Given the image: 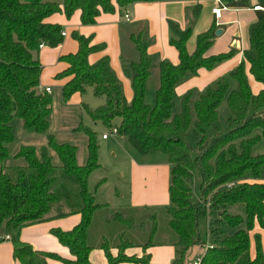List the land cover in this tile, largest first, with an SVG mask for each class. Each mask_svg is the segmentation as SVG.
Here are the masks:
<instances>
[{
    "label": "trees",
    "instance_id": "trees-1",
    "mask_svg": "<svg viewBox=\"0 0 264 264\" xmlns=\"http://www.w3.org/2000/svg\"><path fill=\"white\" fill-rule=\"evenodd\" d=\"M134 1L141 0H0V234L10 237L14 257L21 264H47L48 258L64 264H93L89 260L88 231L95 212L105 207L94 201L88 186L90 175L101 167L99 139L103 133L82 120L76 123L72 131L84 136L86 146L85 162L79 164L77 146L57 140L50 132L54 98L39 88L42 66L37 53L40 44L56 47L64 36L62 25L45 19L54 13L70 18L75 10H80L81 23L93 24L101 13H113L116 5L122 9ZM258 1L264 5V0ZM197 13L198 5L194 15ZM214 31L212 25L199 33L195 49L189 53L186 43L191 29L170 23L169 43L178 52L176 64L147 52L144 28L128 32L125 40L131 52L126 55L123 50L122 63L133 89L130 102L106 57L94 64L87 62L93 46L75 31L72 37L78 49L61 57L68 67L56 78L69 77L60 90L64 103L74 93L84 94L87 88L102 100L94 108L82 105L91 124L109 131L116 128L138 155L166 157L169 203L164 211L167 225L176 235L170 241L176 247L173 264H185L194 246L203 250L200 264H264L258 233L252 235L255 254H250V232L256 224L264 228V182L246 181L264 177V144L260 146L264 141V11L248 27L249 44L237 66L205 89H188L177 97L175 87L184 78L231 57L233 50L205 56ZM246 62L250 74L262 85L256 94L249 86ZM155 71V102L149 105L144 100L145 92ZM223 103L228 117L226 126L220 127L219 110ZM17 119L23 130L45 135L46 143L14 147L12 123ZM191 126L199 133L194 145L189 141ZM8 158L10 164L6 163ZM195 172L200 175L196 200ZM235 208L241 211L235 212ZM138 209L112 210L107 221L135 227L138 219L134 212ZM71 214H80L77 225L67 231L51 230L69 249L71 259L35 250L20 240L24 226ZM152 217L155 220V215ZM156 229L154 221L143 244L123 240L120 235L115 254L103 239L99 248L106 264L148 263V254L129 255L125 251L138 246L144 252L155 242Z\"/></svg>",
    "mask_w": 264,
    "mask_h": 264
},
{
    "label": "crops",
    "instance_id": "crops-1",
    "mask_svg": "<svg viewBox=\"0 0 264 264\" xmlns=\"http://www.w3.org/2000/svg\"><path fill=\"white\" fill-rule=\"evenodd\" d=\"M196 5H198V13L194 15ZM254 5L261 4L258 0H248L246 3L238 0L231 2L225 0H141L128 3L122 9H119L116 5L113 13H101L93 24L81 23L80 10H75L70 18H66L63 13H54L47 17L45 21L62 25L65 35L62 43L58 46L49 47L44 45L38 50L37 57L42 66L39 88L44 90V88L49 87L51 89L49 94L60 92L61 87L69 79V77L57 79L56 76L68 67V64L61 60V57L73 54L78 49V43L72 37V32L75 31L88 38L89 45L93 46V50L87 55V62L94 64L101 58L106 57L109 68L121 84L125 99L130 102L133 97V89L130 78L123 67L122 58L123 50L128 55L131 52V48L127 44L125 36L131 30L144 28L143 39L147 44V52L153 56H157L159 59L176 64L178 62V52L169 43V24L173 23L180 29H191V34L186 43V49L189 53L195 49L196 36L201 32L207 31L212 25H214L215 31L219 30L220 33L215 34L214 31L212 45L206 51L205 56L217 55L233 50L230 58L216 64L211 69H198L195 75L184 78L175 87L177 97H180L188 89L201 91L207 86L212 85L221 76L226 75L243 60V50L249 44L248 27L261 15L260 10L253 9ZM213 9H219L217 16L214 14ZM125 14L128 15V20L125 18ZM245 70L252 93H258L262 85L250 74L247 62L245 63ZM153 75H155V79L157 80L156 71ZM89 90L92 93L91 88H87L86 92ZM82 95L74 93L65 103L61 100L60 96L61 103L66 106L64 109L72 112L70 110L71 106L72 108L76 107L78 122L82 120L80 118V112L83 111ZM153 96H155V86L150 88L147 85L145 103L151 105L153 103ZM54 101L55 99L53 103ZM101 103L102 100L97 98L93 107ZM72 120L74 123L69 136L74 138L75 132L72 129L76 125V119L71 118ZM85 122V124L91 125L92 128L101 132L103 131L101 126L91 124L87 117ZM109 136L113 138L109 140ZM109 136L105 139L101 138V147H99L100 168H102V152L108 155L110 153V156L115 161L114 165L117 171H121L120 176L123 178L125 173L128 175V193L126 194V191L122 190L120 193L118 185H116V188L112 192H105L103 188L109 181L107 178L101 177L98 181L99 184L97 182L94 191H92L94 201L97 204L105 206L103 208L108 210L125 207L140 208L143 206L167 205L169 203V166L166 157L164 158L165 162L140 159V155L131 148L124 136L118 134ZM69 141L71 143L75 142L74 140ZM124 166H126L127 170H124ZM246 181L264 182V177L262 179L249 178ZM126 197L128 201L122 202L121 200ZM234 211L240 212L241 210L235 208ZM80 220V214H71L66 217L50 218L44 222L24 226L20 230V240L30 244L35 250L52 252L62 258L71 259L72 255L69 249L59 242L51 233V230H70ZM254 233H258L261 236L264 250V228L256 224L250 235ZM3 236L4 234L1 233L0 237ZM131 248L125 251L129 255L135 254L141 256L143 253L149 255V261L146 264H173V260L176 257V247L170 241L154 242L144 252L141 247L133 251H130ZM111 250L115 254L116 249L115 251ZM202 254L203 250L199 246H194L189 250L185 264H191L196 256ZM250 254L251 256L255 254L253 240H251ZM89 260L93 264H106L107 262L102 249H91ZM0 264H21L14 257L13 244L10 240H0ZM47 264L64 263L53 258H48ZM118 264L140 263L120 262Z\"/></svg>",
    "mask_w": 264,
    "mask_h": 264
},
{
    "label": "rangeland",
    "instance_id": "rangeland-1",
    "mask_svg": "<svg viewBox=\"0 0 264 264\" xmlns=\"http://www.w3.org/2000/svg\"><path fill=\"white\" fill-rule=\"evenodd\" d=\"M154 74V73H153ZM158 81L155 79V75H152L147 85L151 88L152 86L157 85ZM53 98L55 99L53 105H52V113L50 116V132L55 135L57 140L59 141H69L74 140L73 142L77 146V162L79 164H83L86 159V146H85V139L84 136L81 133H75L73 136L74 138H71L69 135L71 134V128L73 126V120L71 121V118L76 119L75 124L78 122V113H76L77 110L76 107L70 108L72 112H69V110L64 109L66 107L64 104L61 103L60 100V92H54ZM96 97L91 93V91H87L82 95L81 102L83 104H86L90 108H94L93 105L96 102ZM178 101V98L177 100ZM155 102V96H153V103L151 105H154ZM68 108V107H67ZM79 108V106H78ZM75 111V112H74ZM81 118L84 123L86 120L85 114L80 112ZM227 117H228V108L226 106V103H223V105L220 107L219 110V125L220 127H225L227 123ZM74 124V125H75ZM13 132L15 134V142L14 147L21 145V144H44L46 143V136L43 134H37L31 129L23 130L21 127L20 120H14L13 123ZM102 133L108 134L110 131L108 129L102 128ZM101 132V131H100ZM189 141L191 144H195L199 139V133L194 128V126H191L189 128ZM109 140H111V136H109ZM101 137L99 139V145L101 147ZM264 144V141L260 144L262 146ZM264 147V146H263ZM133 153V151H131ZM130 152V153H131ZM137 158V157H136ZM140 159L143 158V160H153V161H164L165 162V156L163 154H155V155H147L142 156L140 155ZM137 160V159H136ZM7 164L11 163V159L8 158L6 160ZM101 163L102 168H99L95 170L89 177L88 180V186L91 191H94L95 184L101 179V177H105L108 179L109 183L103 188L105 192H112L116 185L119 186L120 193L122 191H126V194L128 193V175L125 173L123 178L120 176L121 171H117L116 166L114 165L115 161L114 159L105 152H102L101 154ZM124 170H127L126 166L123 167ZM194 194L193 199L196 200L199 196V186H200V175L198 172H195L194 176ZM122 190V191H121ZM196 191V193H195ZM122 202L128 201V198L121 200ZM126 209L130 208H117L115 210L117 211H124ZM112 210H108L106 208H100L98 209L93 217V221L91 223V226L88 231V243L91 246V249H100L99 243L105 239L113 251H115V244L121 241L120 235H122L123 240H129L134 242L135 244H143L147 241L150 230L152 228V225L154 221L157 223V229L154 234L153 240L155 242H161V241H172L176 238L175 233L168 227L167 225V214L164 211L163 205L158 206H143L138 209L137 212H134L135 217H137L136 224L137 226H131L126 227L124 224L116 223V222H108L107 218ZM152 215H155V220L153 219ZM261 237V236H260ZM251 240H253V236L251 234ZM138 248V246L132 247L130 251H133L134 249ZM253 248H254V241H253Z\"/></svg>",
    "mask_w": 264,
    "mask_h": 264
},
{
    "label": "built area",
    "instance_id": "built-area-1",
    "mask_svg": "<svg viewBox=\"0 0 264 264\" xmlns=\"http://www.w3.org/2000/svg\"><path fill=\"white\" fill-rule=\"evenodd\" d=\"M253 9L260 10V11H264V5H254ZM213 12L217 16L219 14V9H213ZM124 16L128 20V15L125 14ZM61 34L64 36L65 35V32L62 31ZM43 46H44L43 44H40L39 45V48H42ZM44 91L47 92V93H50L51 92V89L49 87H46V88H44ZM116 134H117V130H116V128H113L108 134L103 133L102 134V139L107 138L109 135H116ZM0 240H10V237L8 235H4L3 237H0ZM201 257H202V255L196 256L192 260V263L191 264H200Z\"/></svg>",
    "mask_w": 264,
    "mask_h": 264
},
{
    "label": "water",
    "instance_id": "water-1",
    "mask_svg": "<svg viewBox=\"0 0 264 264\" xmlns=\"http://www.w3.org/2000/svg\"><path fill=\"white\" fill-rule=\"evenodd\" d=\"M219 33H220L219 30H216V31H215V34H219Z\"/></svg>",
    "mask_w": 264,
    "mask_h": 264
}]
</instances>
